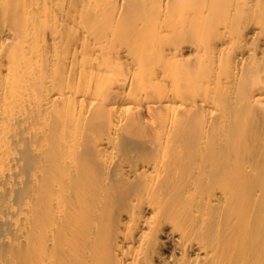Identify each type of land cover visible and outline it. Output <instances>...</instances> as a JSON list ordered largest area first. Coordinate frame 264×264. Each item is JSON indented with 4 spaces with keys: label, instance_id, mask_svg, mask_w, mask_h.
I'll return each mask as SVG.
<instances>
[{
    "label": "bare ground",
    "instance_id": "6f19581e",
    "mask_svg": "<svg viewBox=\"0 0 264 264\" xmlns=\"http://www.w3.org/2000/svg\"><path fill=\"white\" fill-rule=\"evenodd\" d=\"M0 264H264V0H0Z\"/></svg>",
    "mask_w": 264,
    "mask_h": 264
},
{
    "label": "rangeland",
    "instance_id": "374dc122",
    "mask_svg": "<svg viewBox=\"0 0 264 264\" xmlns=\"http://www.w3.org/2000/svg\"><path fill=\"white\" fill-rule=\"evenodd\" d=\"M28 146V143L27 142H24L23 143V148H22V150H24L26 147ZM21 154H23V151H22V153ZM26 163L24 164V166L22 167V170L23 169H25L26 170V168H28L30 165H31V160H30V158H28L27 159V161H25ZM27 164V165H26ZM24 170V171H25ZM27 175H26V177L28 176V172L26 173ZM23 185V182H22V184L21 183H18L16 186H17V190H15L14 191V198H15V203H16V206L17 207H20V205H21V199L22 198H20V196H19V194L18 193H20V194H22V190H23V188L22 189H20L19 190V188L21 187ZM19 190V191H18ZM7 234L9 235V237H10V240H13V238H16L17 237V234H16V231L9 225L8 226V229H7ZM8 245H9V243H8ZM14 255V253L13 252H11L10 253V255H7L8 256V259L11 257V256H13Z\"/></svg>",
    "mask_w": 264,
    "mask_h": 264
}]
</instances>
